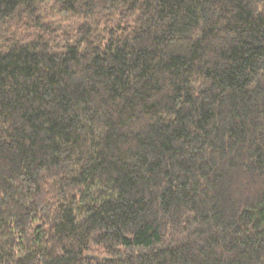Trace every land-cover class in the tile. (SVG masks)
Wrapping results in <instances>:
<instances>
[{
	"label": "trees",
	"instance_id": "trees-1",
	"mask_svg": "<svg viewBox=\"0 0 264 264\" xmlns=\"http://www.w3.org/2000/svg\"><path fill=\"white\" fill-rule=\"evenodd\" d=\"M0 264H264V0H0Z\"/></svg>",
	"mask_w": 264,
	"mask_h": 264
}]
</instances>
